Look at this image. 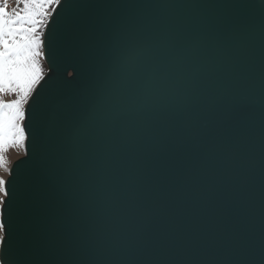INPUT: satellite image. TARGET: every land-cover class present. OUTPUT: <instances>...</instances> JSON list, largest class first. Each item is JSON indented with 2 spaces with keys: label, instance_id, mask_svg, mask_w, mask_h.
<instances>
[{
  "label": "water",
  "instance_id": "water-1",
  "mask_svg": "<svg viewBox=\"0 0 264 264\" xmlns=\"http://www.w3.org/2000/svg\"><path fill=\"white\" fill-rule=\"evenodd\" d=\"M93 10L106 28L80 75L69 67L42 85L75 94L82 116L65 130L62 204L40 225L32 264H260L264 106L251 101L264 99V0ZM61 27L46 32V55ZM112 81L131 86L127 102L85 121ZM35 131L11 165L21 177L48 173L50 135Z\"/></svg>",
  "mask_w": 264,
  "mask_h": 264
},
{
  "label": "snow or ice",
  "instance_id": "snow-or-ice-1",
  "mask_svg": "<svg viewBox=\"0 0 264 264\" xmlns=\"http://www.w3.org/2000/svg\"><path fill=\"white\" fill-rule=\"evenodd\" d=\"M100 3L0 0V264H32L42 239L40 225L62 204L57 177L64 170V133L73 119L82 116V106L75 94L63 89L47 93L42 85L46 76L51 79L48 74L69 67L80 75L82 62L104 36L106 20L93 10ZM51 25L62 27L49 40L46 55L45 34ZM258 26L264 38V11L259 14ZM46 59L51 60L48 73ZM130 87L110 82L84 120L102 119L125 104ZM30 101L34 107H29ZM251 102L264 106V99ZM36 124L46 128L51 139L48 173L21 177L14 174L3 153L19 146L28 157L26 142L30 133L36 141ZM260 264H264V253Z\"/></svg>",
  "mask_w": 264,
  "mask_h": 264
},
{
  "label": "rangeland",
  "instance_id": "rangeland-1",
  "mask_svg": "<svg viewBox=\"0 0 264 264\" xmlns=\"http://www.w3.org/2000/svg\"><path fill=\"white\" fill-rule=\"evenodd\" d=\"M44 68H45V72L47 73L48 68L45 61H44ZM3 155L7 159L9 166H11L16 160L20 159L25 155V150L24 148H21L19 146H11L8 148V150L5 153H3Z\"/></svg>",
  "mask_w": 264,
  "mask_h": 264
}]
</instances>
